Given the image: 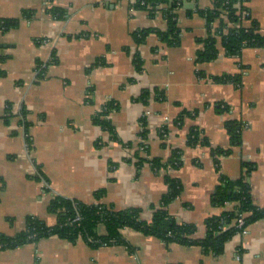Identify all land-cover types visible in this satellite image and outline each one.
Here are the masks:
<instances>
[{
	"label": "crops",
	"instance_id": "obj_1",
	"mask_svg": "<svg viewBox=\"0 0 264 264\" xmlns=\"http://www.w3.org/2000/svg\"><path fill=\"white\" fill-rule=\"evenodd\" d=\"M213 2L183 0L180 43L167 46L156 33L166 29L160 12L134 8V0H0V18L16 21L0 31V234L14 236L28 216L54 225L53 193L91 204L102 189L101 202L139 208L149 219L167 191L166 172L181 190L165 209L194 223L197 237L208 217L232 206L211 200L221 177L246 176L253 203L264 207V46L196 62L207 30L194 10ZM248 5L264 35V0ZM138 29L145 34L139 44ZM37 61L45 63L40 76ZM225 73L239 82L211 78ZM103 111L112 131L94 121ZM228 120L237 123V145ZM193 128L200 140L191 145ZM172 149L181 150L177 168L157 171L147 161H164ZM37 168L50 191L31 177ZM121 234L128 245L91 247L52 235L0 250V264H264V218L233 234L218 255L129 227Z\"/></svg>",
	"mask_w": 264,
	"mask_h": 264
},
{
	"label": "trees",
	"instance_id": "obj_2",
	"mask_svg": "<svg viewBox=\"0 0 264 264\" xmlns=\"http://www.w3.org/2000/svg\"><path fill=\"white\" fill-rule=\"evenodd\" d=\"M248 2L249 0H214L211 7L194 10L205 18L207 30L205 38L201 39L202 47L197 53L196 62L212 61L218 57L221 51L231 56L238 54L246 47L264 46V35L258 31L257 23L251 18ZM133 6L134 8H147L151 13L159 11L165 21L166 29L165 31H157V35L167 46L180 43L177 10L183 6V0H134ZM53 12L61 15L59 9L54 8ZM15 23V20L0 18V31L12 27ZM143 32V29H138L133 33L138 44L144 38ZM134 62L140 68L137 55H135ZM44 65L45 63L42 61L36 62L37 76L42 75ZM198 74L205 75L203 71H199ZM211 78L216 82H239L238 75L226 73L213 75ZM104 113L105 111L98 113L94 121L112 131L108 121L103 116ZM188 114L189 112L184 110L178 119L181 120L183 116ZM20 123L25 128V121L20 119ZM225 127L229 133L231 145L239 144L240 135L237 123L234 120H228ZM141 136L146 137V129L143 130ZM199 136V131L193 128L189 133L188 143L196 144L200 140ZM201 141L205 143L203 139ZM140 147L142 150L147 149L144 143H140ZM218 151L229 152L230 149H218ZM142 161L143 159H140L139 163ZM147 161L157 171L167 167L174 169L181 165V150L172 149L164 161L159 158H151ZM243 166L247 167L248 173L251 169L250 163L243 161ZM31 177L41 181L47 191L51 190L47 178L39 168ZM164 181L167 185V191L161 198L160 206L153 209L149 219L141 216V209L139 208L115 209L113 206L101 202L102 189L94 193L96 201L91 204L53 193L49 200L48 210L57 215V222L54 225H47L36 216H28L24 229L14 236L8 237L0 234V250L36 242L40 238L52 235H57L71 242L80 239L91 247L128 245V241L121 234V229L129 227L166 242L199 245L205 251L218 255L223 251L225 242L233 234L240 231V227L236 226L235 222L237 218L243 214V227L246 228L248 224L264 218V207L255 205L251 199L246 176L236 180L221 177L219 185L212 193L211 200L215 205L221 207L227 202L232 203V206L228 209L223 208L218 215L208 217L205 220V235L197 237V229L194 223L180 222L165 209L178 196L181 190L180 181L167 172L164 174ZM99 225L104 226L105 231L103 233L99 232Z\"/></svg>",
	"mask_w": 264,
	"mask_h": 264
},
{
	"label": "built area",
	"instance_id": "obj_3",
	"mask_svg": "<svg viewBox=\"0 0 264 264\" xmlns=\"http://www.w3.org/2000/svg\"><path fill=\"white\" fill-rule=\"evenodd\" d=\"M41 41H42L43 43H47V42L50 41V39L45 38V39H41ZM242 215H243V214H242ZM242 215H241L239 218H237V220H236L235 222H236V226L240 227V231H239L238 233L245 234V233L247 232V228H246L245 226L243 227V225H244V220H243Z\"/></svg>",
	"mask_w": 264,
	"mask_h": 264
},
{
	"label": "water",
	"instance_id": "obj_4",
	"mask_svg": "<svg viewBox=\"0 0 264 264\" xmlns=\"http://www.w3.org/2000/svg\"><path fill=\"white\" fill-rule=\"evenodd\" d=\"M189 6H193L191 3H187Z\"/></svg>",
	"mask_w": 264,
	"mask_h": 264
}]
</instances>
